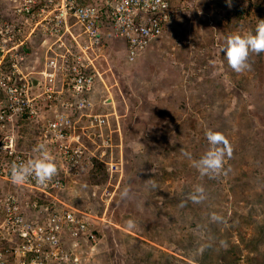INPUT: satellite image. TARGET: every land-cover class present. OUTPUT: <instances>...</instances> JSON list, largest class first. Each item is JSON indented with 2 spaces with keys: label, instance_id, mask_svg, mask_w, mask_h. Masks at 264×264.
Wrapping results in <instances>:
<instances>
[{
  "label": "rangeland",
  "instance_id": "374dc122",
  "mask_svg": "<svg viewBox=\"0 0 264 264\" xmlns=\"http://www.w3.org/2000/svg\"><path fill=\"white\" fill-rule=\"evenodd\" d=\"M259 19L255 0H200L130 63L112 40L97 66L109 99L99 107L115 112L118 143L106 161L117 167L104 163L105 182L93 184L84 164L63 194L93 215L89 264H264V53L237 73L220 52ZM207 128L224 134L231 155L220 174L201 177L184 153H204ZM198 185L205 199L194 203Z\"/></svg>",
  "mask_w": 264,
  "mask_h": 264
},
{
  "label": "built area",
  "instance_id": "2783aa9c",
  "mask_svg": "<svg viewBox=\"0 0 264 264\" xmlns=\"http://www.w3.org/2000/svg\"><path fill=\"white\" fill-rule=\"evenodd\" d=\"M198 1L0 0V264L90 263L93 215L63 194L84 164H108L114 148L97 63L118 39L134 61ZM41 143L57 173L43 185L14 183L12 164Z\"/></svg>",
  "mask_w": 264,
  "mask_h": 264
},
{
  "label": "clouds",
  "instance_id": "9594fccd",
  "mask_svg": "<svg viewBox=\"0 0 264 264\" xmlns=\"http://www.w3.org/2000/svg\"><path fill=\"white\" fill-rule=\"evenodd\" d=\"M227 2L230 4L231 0H227ZM220 52L226 58L232 70L237 73L246 70L249 67L248 58L250 53H264V19H259L254 30L244 33L237 32L228 36L221 45ZM205 138L208 147L198 159L193 158L191 153L187 151L184 153L192 167L198 171L201 177L220 174L224 168L226 157L231 155L230 145L221 132L207 128L205 130ZM34 151L37 153L35 157L24 162L12 164L10 175L14 183L23 184L30 177H34L37 183L43 185L57 173L54 156L45 144L37 145ZM125 195L126 192L121 193L122 197ZM189 199L194 203L204 200V187L201 185L196 186L189 195ZM214 219H219V217H214ZM128 226L135 227V223L128 221Z\"/></svg>",
  "mask_w": 264,
  "mask_h": 264
},
{
  "label": "trees",
  "instance_id": "16d2710c",
  "mask_svg": "<svg viewBox=\"0 0 264 264\" xmlns=\"http://www.w3.org/2000/svg\"><path fill=\"white\" fill-rule=\"evenodd\" d=\"M199 2H200V0L197 2L196 8H199ZM255 6L258 10H261L264 13V0H255ZM196 8H195V10H196ZM238 11L239 12L241 11L242 15L247 12V10L241 6L240 7H238V6L234 7L233 12H238ZM115 135L116 134H113L112 137H114ZM112 144L115 147L118 143H115V141H113V138H112ZM93 161H94L93 166H91V168L87 169L89 181H91L93 184L105 182V180L107 178V169H106L107 166L101 161H98L95 159H93Z\"/></svg>",
  "mask_w": 264,
  "mask_h": 264
},
{
  "label": "crops",
  "instance_id": "0c3cea01",
  "mask_svg": "<svg viewBox=\"0 0 264 264\" xmlns=\"http://www.w3.org/2000/svg\"><path fill=\"white\" fill-rule=\"evenodd\" d=\"M146 51H147V50H146ZM146 51H144V52L142 53L141 57L144 55V53H145Z\"/></svg>",
  "mask_w": 264,
  "mask_h": 264
}]
</instances>
